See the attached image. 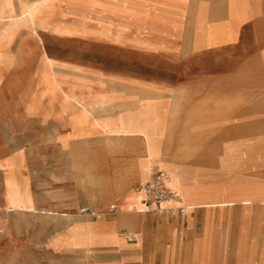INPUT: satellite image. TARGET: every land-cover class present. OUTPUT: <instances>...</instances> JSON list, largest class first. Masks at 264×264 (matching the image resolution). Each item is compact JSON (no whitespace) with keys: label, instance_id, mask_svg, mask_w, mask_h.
<instances>
[{"label":"crops","instance_id":"obj_1","mask_svg":"<svg viewBox=\"0 0 264 264\" xmlns=\"http://www.w3.org/2000/svg\"><path fill=\"white\" fill-rule=\"evenodd\" d=\"M111 136L146 150L134 190L153 165L189 210L124 195L54 264H264V0H0V264H46L13 215L63 212L35 180Z\"/></svg>","mask_w":264,"mask_h":264},{"label":"rangeland","instance_id":"obj_2","mask_svg":"<svg viewBox=\"0 0 264 264\" xmlns=\"http://www.w3.org/2000/svg\"><path fill=\"white\" fill-rule=\"evenodd\" d=\"M79 135H84V133ZM84 151L77 150L76 152L75 150L71 157H84L86 156ZM145 154L146 150L142 149L138 143L124 142L111 136L107 147L102 149L100 144L97 149L93 150V165L74 163L52 165L51 172L46 175L44 183L41 180H35V190L42 186L46 188V205L60 206L63 212L27 215L15 213L13 220L15 222L25 220L45 222V254L42 252L41 254L45 255L46 264H54V261L59 259L57 255L60 253L57 254L54 251L55 244L68 248L86 244V238L91 236L87 233L97 231L91 229L92 223L113 220L120 214L122 208L118 205V200L124 195L134 194L135 176L139 170L138 161ZM73 160L75 162L78 159ZM87 168H90V173L91 169L93 170L92 173L95 176L93 180H86ZM103 169L108 178L104 181L101 179ZM113 206L118 209L117 212L106 214ZM82 208H89L90 212L95 213L96 216L81 214ZM71 224L75 226L72 229L69 227ZM12 231L17 232L19 229ZM27 231L35 232L33 236L30 233L31 241L41 240V237H38V229ZM59 238L61 240H58ZM62 258L65 259L64 256ZM6 263L25 264L24 261H17L16 258Z\"/></svg>","mask_w":264,"mask_h":264},{"label":"built area","instance_id":"obj_3","mask_svg":"<svg viewBox=\"0 0 264 264\" xmlns=\"http://www.w3.org/2000/svg\"><path fill=\"white\" fill-rule=\"evenodd\" d=\"M134 192L141 198L142 213L176 216L184 215L189 210V207L181 205V194L170 187L168 174L153 165L148 167L146 180L139 184ZM170 204L172 205L169 206ZM117 210L113 206L106 214H114ZM81 214L96 216L87 208L82 209ZM127 238L131 239L130 236Z\"/></svg>","mask_w":264,"mask_h":264}]
</instances>
